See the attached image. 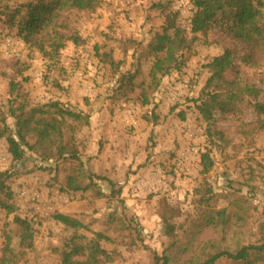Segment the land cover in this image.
<instances>
[{
	"label": "rangeland",
	"instance_id": "374dc122",
	"mask_svg": "<svg viewBox=\"0 0 264 264\" xmlns=\"http://www.w3.org/2000/svg\"><path fill=\"white\" fill-rule=\"evenodd\" d=\"M28 1L3 0L0 11ZM157 2L101 0L94 11L68 14L77 40L65 43L54 61L24 44L17 20L0 15V126L14 129L10 107L17 103H58L89 121L73 124L78 160L26 151L15 162L0 140V182L12 194L8 200L0 189V201L16 209L9 214L0 208V258L7 264H60L61 248L73 233L54 220L56 214L81 222L84 229L77 234L87 241L99 232L116 239L100 243L114 255L111 264H154L155 255L167 256L169 264L203 263L222 251L264 243V131L246 102L237 114L221 115L216 106L210 115L198 109L206 98V66L232 42L215 31L190 33L192 0H169L164 9ZM173 14L184 44L192 42L183 51L182 70L163 76L143 104L138 88L149 83L154 62L147 44ZM106 54L121 65L104 62ZM128 73L137 75L133 93L116 99L118 81ZM241 74L260 88L258 100L264 103V69L243 67ZM204 154L213 163L208 173L201 166ZM70 180L80 189L68 187ZM207 190L212 198L205 205L201 197H210ZM208 212L213 221L206 225ZM160 213L174 215L171 238ZM112 215L129 226L119 237L107 230ZM14 216L32 228L29 250L20 247ZM215 264L234 263L222 258Z\"/></svg>",
	"mask_w": 264,
	"mask_h": 264
},
{
	"label": "trees",
	"instance_id": "16d2710c",
	"mask_svg": "<svg viewBox=\"0 0 264 264\" xmlns=\"http://www.w3.org/2000/svg\"><path fill=\"white\" fill-rule=\"evenodd\" d=\"M100 2L101 0H29L15 8L5 5L0 15L11 23L17 20L18 35L24 44L36 47L45 57L54 61L64 49L65 43L77 40V37L70 34V26L66 21L68 14L94 11L100 6ZM192 2L196 10L190 21V33L193 36H207L209 32L215 31L232 42V47L226 48L222 55L214 57L206 66L210 76L205 84L206 98H202L198 106L200 113L210 115L212 107L216 106L221 115L237 114L238 106L246 102L257 117L259 130L264 131V103L258 100L261 90L254 83L243 80L241 74L243 67L264 69V0H192ZM168 3L169 0H158L155 7L164 9ZM175 18L176 14H173L172 20H169L160 32L154 33L147 44L154 62L149 83L141 84L138 88L137 98L143 104L149 103V95L158 89L163 76L173 71H181L184 66L183 51L190 48L192 41L184 44V32L176 25ZM104 62H109L115 68L121 65L115 64L109 54L105 55ZM136 76V73H128L120 77L114 93L116 99L129 98L134 90L133 82ZM14 86L18 88L17 84ZM249 98H252V102L248 101ZM13 105L16 107H10V117L14 120V129L6 125L0 126V140L3 138L6 140L9 153L15 162H21L26 151L41 155L50 153L57 158L69 157L78 160L73 141L76 126L73 124L88 125L87 116L58 103L32 107L25 103ZM213 132L214 136L223 140L221 132ZM201 166L204 173L211 170L213 163L209 154L202 156ZM110 184L111 194H114L112 183ZM68 187L80 189L71 180L68 181ZM89 188L90 186L83 190ZM0 189L8 197L6 199L12 197L3 181L0 182ZM211 193V190H207L204 194L210 197L203 195L201 203L208 205L212 198V195H209ZM96 195L103 198L100 191H97ZM0 208L9 214L16 211L14 205L4 201H0ZM219 214L222 216L223 213ZM173 217L172 214L160 213L164 234L170 238L175 233V225L171 223ZM54 220L73 233L61 248L60 264H111L115 261L113 254L100 248V243L113 240L115 242L116 239L99 232L87 241L77 234L78 230L84 229V225L78 220L63 214L54 215ZM204 221L206 225L212 223L210 212L204 215ZM13 223L21 249H31L34 234L30 224L17 216H14ZM106 225L107 230L116 233L118 237L129 228L126 220L115 215L108 218ZM222 258L234 264L264 262V243L243 246L233 253L222 251L203 263L190 261L188 264H215ZM6 260L1 257L0 264L9 263V260ZM160 263L169 264V258L155 255L154 264Z\"/></svg>",
	"mask_w": 264,
	"mask_h": 264
}]
</instances>
